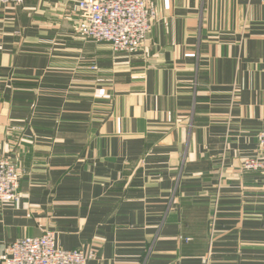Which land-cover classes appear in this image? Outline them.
I'll use <instances>...</instances> for the list:
<instances>
[{"label": "crops", "instance_id": "obj_1", "mask_svg": "<svg viewBox=\"0 0 264 264\" xmlns=\"http://www.w3.org/2000/svg\"><path fill=\"white\" fill-rule=\"evenodd\" d=\"M79 1L0 4V264L46 231L88 264H264V0H148L132 53Z\"/></svg>", "mask_w": 264, "mask_h": 264}, {"label": "built area", "instance_id": "obj_2", "mask_svg": "<svg viewBox=\"0 0 264 264\" xmlns=\"http://www.w3.org/2000/svg\"><path fill=\"white\" fill-rule=\"evenodd\" d=\"M25 0H0V4L22 6ZM84 37L108 42L116 51L132 53L145 42L155 19L148 0H80ZM255 155L245 158L244 171H264V129L258 133ZM19 165L0 158V203L12 202L19 196ZM93 251L59 248L55 233L46 231L39 237H24L12 242L3 255V264H88Z\"/></svg>", "mask_w": 264, "mask_h": 264}]
</instances>
